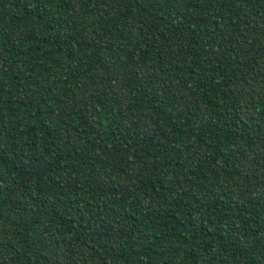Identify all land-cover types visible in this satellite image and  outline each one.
<instances>
[{
  "label": "trees",
  "instance_id": "trees-1",
  "mask_svg": "<svg viewBox=\"0 0 264 264\" xmlns=\"http://www.w3.org/2000/svg\"><path fill=\"white\" fill-rule=\"evenodd\" d=\"M0 264H264V0H0Z\"/></svg>",
  "mask_w": 264,
  "mask_h": 264
}]
</instances>
